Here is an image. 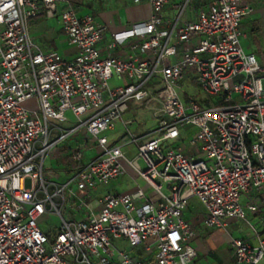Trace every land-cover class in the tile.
I'll return each instance as SVG.
<instances>
[{"label": "built area", "instance_id": "1", "mask_svg": "<svg viewBox=\"0 0 264 264\" xmlns=\"http://www.w3.org/2000/svg\"><path fill=\"white\" fill-rule=\"evenodd\" d=\"M177 1L163 18L167 0H147L149 18L114 32L101 56L105 28L77 16L69 0H0V264H191L190 198L202 205L204 228L248 225L249 239L229 235L234 264H264V233L248 220L264 213V66L240 45L251 8L245 0ZM48 17L76 48L73 59L32 40L30 20ZM124 44L129 51L113 56ZM188 70L215 105L181 99ZM148 98L158 106L156 128L136 136L123 116ZM31 99L36 109L21 106ZM50 120L78 126L50 143ZM76 133L65 179L45 178L46 154ZM128 170L143 186L91 195ZM47 213L59 220L55 232L40 227Z\"/></svg>", "mask_w": 264, "mask_h": 264}, {"label": "crops", "instance_id": "2", "mask_svg": "<svg viewBox=\"0 0 264 264\" xmlns=\"http://www.w3.org/2000/svg\"><path fill=\"white\" fill-rule=\"evenodd\" d=\"M69 2L70 5L74 8L77 16L82 17L91 15L98 21L99 24H101L105 28L102 41L97 45V49L101 56L105 55V46L111 41V35L114 32L122 31L132 24L142 23L146 21L152 13L147 0H139L138 2H134V0H69ZM176 3H178L177 0H167V3L165 4L161 12L163 18H169L174 14L173 5H175ZM245 3L251 8V12L245 14L241 19L240 31L242 35L240 38V45L244 52L254 54L257 58L259 66L263 67L264 0H245ZM28 31L32 40L41 48L42 51H54L66 60H71L75 57L77 50L75 47L68 45L66 38L61 30L60 23L56 17L32 19L29 22ZM128 51V44H124L115 48L112 51V55L121 57ZM184 78H188L189 82L192 85L198 87L196 81L194 80L192 70H188L184 74L182 80ZM192 96H187L188 98L185 97L184 99H194L204 108L211 107L216 104L215 100L211 97L205 95L202 97L198 95ZM150 100L154 101V99L148 98L145 102H148ZM132 106L139 107L141 105L129 104L128 110L125 113L129 112ZM113 135L117 136L116 139L120 137L121 124L117 125L116 131ZM125 152L129 157H132L134 155V148H126ZM62 167V172H64V175L55 182H62L68 174L65 158ZM123 176L133 180L135 183L136 180H138L133 179V175L129 170ZM119 180L108 187L107 193L111 192V190L114 189V186L118 183ZM132 188L128 190H131ZM103 195L101 193H98L97 195L92 196L100 197ZM83 215V213H77L76 217H82ZM248 217H250L254 221L257 231L259 233H264V226L258 224L257 222L258 219L264 220V213L259 214V216H257L256 218L252 216ZM42 218L40 220V224L42 223ZM236 221L237 220L235 219H229L226 220L225 223L228 227L230 225L236 224ZM191 224L196 230L195 236L189 241L190 246L194 249L196 254L195 259L191 264H234L231 257L232 251L229 237L225 236V239L223 240V248L221 249L220 242L215 243L212 239L207 240V238L205 237H202L203 240L199 238V235L203 233L199 228L202 227L200 218L196 223ZM202 228L205 229L204 227ZM231 236L242 239L250 238V234L247 236ZM115 245L123 249L127 248L126 243L123 241H116Z\"/></svg>", "mask_w": 264, "mask_h": 264}, {"label": "rangeland", "instance_id": "3", "mask_svg": "<svg viewBox=\"0 0 264 264\" xmlns=\"http://www.w3.org/2000/svg\"><path fill=\"white\" fill-rule=\"evenodd\" d=\"M193 3L195 0L192 1ZM242 80L241 76H238L234 78V82H239ZM179 95L182 100H184L187 96L192 95H198L200 97L204 96L202 92L198 89V87H195L189 82L188 78H184L179 82ZM187 95V96H186ZM193 97V96H192ZM188 98V97H187ZM24 108L27 109H36L37 108V102L35 99H31L21 105ZM157 114H158V106L153 101L150 100L148 102H145L144 104H141L139 107L132 106L131 110L127 113H125V117L123 116V119L125 120H131L132 125L130 126V131L135 134L136 136H142L146 133H150L156 128L157 124ZM68 117L71 119L70 115L68 114ZM78 126V123L76 121L70 120V123L68 125L52 121L50 120L48 123V139L49 142H54L58 139L60 134H68L71 130V128H74ZM116 135H111L110 142L114 141L116 139ZM80 139V134L76 133L74 135H69L63 144L57 145V147L51 151H49L43 162V176L49 180L52 181H58L63 175L64 172H62V165L64 162V158L67 154V152L71 149L72 146L78 142ZM39 146L37 145L34 148L33 153H35L38 150ZM92 151H87V156H92ZM140 166L143 168V163L139 162ZM138 184L139 186H143V182L141 180H136V183L127 178V177H121L118 183L114 186V189L111 190V193H124L128 191V189L132 188ZM108 187H99L96 190L92 191V195H97L98 193H101L102 195L107 193ZM51 191L49 190V194ZM53 202L58 205V200L56 198L53 199ZM63 212V210H61ZM203 215V208L200 203L194 198H190L188 200L187 205V211H186V218L190 221V223H196L197 220L202 218ZM248 220L250 221V224L253 226H256L254 224V221L248 217ZM59 220L58 218L52 214L47 213L42 218V223L40 224V227L43 231L51 230L52 232L56 231V226L58 224ZM201 231L203 232L201 235H199V238L202 239V237H205L208 239H212L215 243L220 242L221 243V249L223 248V240L226 237H229V235H242L247 236L250 234V229L248 225L240 220L236 221V224L230 225L226 228L225 233L222 229H215V228H205L199 227ZM203 240V239H202ZM204 240V241H207Z\"/></svg>", "mask_w": 264, "mask_h": 264}, {"label": "trees", "instance_id": "4", "mask_svg": "<svg viewBox=\"0 0 264 264\" xmlns=\"http://www.w3.org/2000/svg\"><path fill=\"white\" fill-rule=\"evenodd\" d=\"M47 237L50 239V235L48 234Z\"/></svg>", "mask_w": 264, "mask_h": 264}]
</instances>
